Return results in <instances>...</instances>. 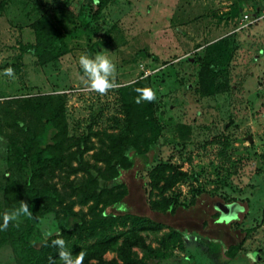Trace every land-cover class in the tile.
I'll use <instances>...</instances> for the list:
<instances>
[{
	"label": "rangeland",
	"instance_id": "374dc122",
	"mask_svg": "<svg viewBox=\"0 0 264 264\" xmlns=\"http://www.w3.org/2000/svg\"><path fill=\"white\" fill-rule=\"evenodd\" d=\"M41 16L70 49L54 64L40 65L27 52L19 56L18 46L33 42L29 25ZM97 52L108 55L117 69L116 88L103 96L87 89L78 65L81 54ZM13 58L19 70L11 78L0 69V98L63 96L67 138L95 133L103 139L117 133L125 107L148 108L152 125L136 130L138 150L146 148L150 164L142 169L137 163L122 172L124 197L117 208L100 212L116 220L104 230L106 236L129 230L132 221L123 216L128 214L151 221L139 222L136 232L145 245L155 249L165 241V258L157 264H264V0H111L97 20L83 0H10L0 8V68ZM205 59L223 70L215 82L218 91L200 97L197 76ZM138 89L153 90L156 100L136 103ZM37 116L41 113L28 119L39 131ZM88 144L92 149L80 164L64 154L62 166L50 176L68 199L75 197L69 184L86 176V163L94 165L91 154L100 144L95 137ZM5 148L0 136V172ZM161 163L182 174L163 195L175 206L164 214L150 208L149 202L160 196L149 194L147 180V172ZM99 185L111 188L114 182ZM217 202L239 206L236 219L215 220ZM88 206L74 204L72 210L84 215ZM8 211L0 191V224ZM9 227L0 230V264H14L17 245L2 238ZM56 231L54 215L48 213L37 220L31 241L37 245ZM171 232L177 242L166 241ZM75 243L88 247L96 238ZM120 243L118 236L105 245L102 259L119 262ZM129 251L131 258L141 259L139 247Z\"/></svg>",
	"mask_w": 264,
	"mask_h": 264
},
{
	"label": "trees",
	"instance_id": "16d2710c",
	"mask_svg": "<svg viewBox=\"0 0 264 264\" xmlns=\"http://www.w3.org/2000/svg\"><path fill=\"white\" fill-rule=\"evenodd\" d=\"M10 0H0L2 8ZM89 8L90 17L97 20L102 9L111 0H83ZM33 35L31 44L19 45V56L30 53L40 65L56 63L57 60L68 54V48L63 35L44 16L37 18L29 25ZM144 56V55H143ZM156 61L155 57L151 58ZM197 76L198 94L200 97L210 96L217 92L216 78L223 70L222 65L211 60H202ZM13 68L18 72L19 64L15 58L6 62L0 69ZM64 97L61 95H37L24 99H3L0 101V136L6 140L4 152V168L0 172L3 184H0L3 205L11 210L19 208L20 202L28 203L32 211L31 217H22L19 227L9 224L7 233H2L3 242L11 246L17 245L14 264H61L58 259V250L51 246V241L62 238L72 255L85 253L83 264H157L165 258L164 243L161 241L157 248L144 244L137 236L140 223L151 221L124 214V218L132 221V227L124 233L122 243L118 248V261L103 260L104 246L114 242L116 238L106 236L104 230L109 228L116 220L102 216L101 210L117 208L126 193L125 186L120 181L122 172L129 171L139 163L142 169L150 164L147 151H139L137 138L140 134L136 130L141 125H152L147 120V110L127 106L124 109L123 124L118 126L116 134H104L101 139L97 134L67 138L65 126L62 124ZM37 116L41 128L35 130V125L28 119L32 114ZM152 132H153V128ZM90 137H95L100 144L99 148L91 154L94 165L84 169L86 176L69 184L74 200L68 199L50 183V176L56 168L62 166L61 161L66 158L76 160L80 164L82 155L92 149ZM73 147L71 152L69 149ZM146 147V145H144ZM100 163L102 168L96 164ZM95 171L91 174L88 170ZM75 169L69 171L75 173ZM182 177L177 170L168 164L155 165L147 172L149 194L156 191L159 200H152L149 206L159 213H171L175 206L163 195ZM99 181H113L114 186L104 188ZM161 183V185H159ZM89 206L84 215L72 210L74 204ZM97 210L98 213L94 212ZM100 212L101 216H100ZM53 214L57 231L47 237H42L35 245L31 237L36 228V222L46 214ZM264 214V208L262 210ZM121 225L124 224V218ZM88 217V218H86ZM91 217V218H90ZM215 220L218 213H214ZM113 221V222H112ZM135 228V229H134ZM58 234V236H57ZM96 238L92 246L80 248L75 241ZM178 235L171 232L166 241H178ZM136 245L142 251L139 260L131 258L129 248ZM232 257V256H231ZM230 257V258H231ZM51 258V260H50ZM93 260V263H89Z\"/></svg>",
	"mask_w": 264,
	"mask_h": 264
},
{
	"label": "clouds",
	"instance_id": "9594fccd",
	"mask_svg": "<svg viewBox=\"0 0 264 264\" xmlns=\"http://www.w3.org/2000/svg\"><path fill=\"white\" fill-rule=\"evenodd\" d=\"M78 65L83 73L82 79L86 81V87L90 92L103 96L116 88V65L105 53L97 52L94 56L87 53L81 54L78 58ZM3 74L15 78L14 69L11 67L6 68ZM138 91L140 96L136 98V103L139 104L142 101L154 102L156 100V93L153 90L138 89ZM31 216L32 211L28 203L21 201L19 208L5 212L2 215L3 222L0 224V230H6L9 224L19 227L22 217ZM47 235H51V233ZM51 246L58 250L57 255L61 264H83L85 253L80 252L73 257L71 252L67 250L66 242L62 238L53 239ZM51 264H56V261L51 260Z\"/></svg>",
	"mask_w": 264,
	"mask_h": 264
},
{
	"label": "water",
	"instance_id": "95a60500",
	"mask_svg": "<svg viewBox=\"0 0 264 264\" xmlns=\"http://www.w3.org/2000/svg\"><path fill=\"white\" fill-rule=\"evenodd\" d=\"M234 203L232 204H227V205H224V204H220V203H215L213 205V209L215 212L218 213V219L220 221H231V220H235L236 217V213L238 210H241V208L239 206H237L236 204L233 205Z\"/></svg>",
	"mask_w": 264,
	"mask_h": 264
},
{
	"label": "built area",
	"instance_id": "2783aa9c",
	"mask_svg": "<svg viewBox=\"0 0 264 264\" xmlns=\"http://www.w3.org/2000/svg\"><path fill=\"white\" fill-rule=\"evenodd\" d=\"M3 99L2 98H0V101H2Z\"/></svg>",
	"mask_w": 264,
	"mask_h": 264
}]
</instances>
